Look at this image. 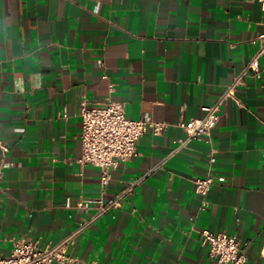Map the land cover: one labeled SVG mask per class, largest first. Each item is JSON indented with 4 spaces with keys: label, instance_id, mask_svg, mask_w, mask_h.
Instances as JSON below:
<instances>
[{
    "label": "crops",
    "instance_id": "0c3cea01",
    "mask_svg": "<svg viewBox=\"0 0 264 264\" xmlns=\"http://www.w3.org/2000/svg\"><path fill=\"white\" fill-rule=\"evenodd\" d=\"M261 33L258 1L0 0V255L20 239L56 245L93 215L95 205L79 201L134 185L68 256L216 264L200 239L208 230L235 236L247 264H264V56L220 107L210 138L173 153L187 139L179 124L200 119L243 73ZM108 99L126 118L166 128L145 132L101 191L99 170L78 163V111ZM208 174L224 181L200 213L194 180Z\"/></svg>",
    "mask_w": 264,
    "mask_h": 264
},
{
    "label": "built area",
    "instance_id": "2783aa9c",
    "mask_svg": "<svg viewBox=\"0 0 264 264\" xmlns=\"http://www.w3.org/2000/svg\"><path fill=\"white\" fill-rule=\"evenodd\" d=\"M258 1L264 5V0ZM255 52L247 63L243 73L234 79L233 83L225 89L214 105L202 109L200 119L191 120L186 124H179L187 139L178 141L173 153L179 152L190 141L206 139L211 136L219 119V109L228 100H235V88L242 78L250 72L257 73L258 59L264 56V33L259 34L251 41ZM110 92L112 87H110ZM78 116L81 119L80 143L82 155L78 160L80 165H91L99 170L101 191L108 185L111 172L116 169L119 162L127 161L136 155L138 140L148 130L152 135H160L166 125L145 120H131L126 118L122 103L108 99L102 105L87 108L84 102L80 103ZM1 153L7 148L0 143ZM214 159L211 157L209 163ZM215 180L223 182L219 177L214 179L210 174L194 180V191L200 199L199 212L204 213L209 208L208 193ZM134 185L124 189L115 197L104 200H82L77 203L80 208L88 204L95 205V211L85 222L78 223L77 227L56 245L42 246L38 240L20 239L13 242V248L7 255H0V264H78V261L66 254L67 247L73 243L76 236L98 218L121 206L125 197L132 193ZM65 208H69L66 204ZM201 243L206 246L208 257L216 264H247V257L240 250L235 236L225 232H211L205 230L200 235Z\"/></svg>",
    "mask_w": 264,
    "mask_h": 264
}]
</instances>
